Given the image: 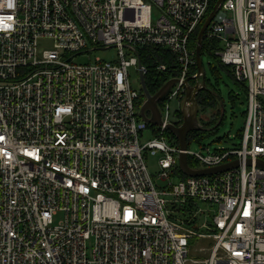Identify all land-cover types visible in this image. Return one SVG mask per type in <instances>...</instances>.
<instances>
[{
  "label": "built area",
  "instance_id": "1",
  "mask_svg": "<svg viewBox=\"0 0 264 264\" xmlns=\"http://www.w3.org/2000/svg\"><path fill=\"white\" fill-rule=\"evenodd\" d=\"M211 1L0 0V264H264V0H223L203 32L246 85L239 144L191 151L186 136L181 150L165 136L182 121H169L170 100L181 108L200 83L190 42ZM41 39L52 47L38 52ZM110 47L116 60L72 61ZM158 51L176 80L152 124L128 68L144 78L140 55ZM158 152V178L179 176L165 188L144 162ZM180 153L195 170L237 165L187 175Z\"/></svg>",
  "mask_w": 264,
  "mask_h": 264
},
{
  "label": "rangeland",
  "instance_id": "2",
  "mask_svg": "<svg viewBox=\"0 0 264 264\" xmlns=\"http://www.w3.org/2000/svg\"><path fill=\"white\" fill-rule=\"evenodd\" d=\"M52 42L48 39H41L38 45V52L45 49H50ZM95 58H99L105 61H111L117 59V50L114 47H110L103 50H93L85 52L73 57L72 61L75 63H86L94 61ZM202 65L206 79L209 81L208 87L219 92L220 100L223 105V120L217 129L213 132L207 131V133L201 137L192 139L188 144V150L200 151L201 144L207 145L211 150L219 148H228L234 144H239L240 135L242 132L245 112L247 109V95L243 87L239 82H236L234 77H231L225 68L217 65L216 61L206 54L202 55ZM216 68V70L214 69ZM214 69V70H213ZM129 79L131 86L135 89L140 88L139 73L134 66L128 68ZM169 121L172 123H178L179 118L177 116L180 111V104L177 98H173L169 102ZM199 109V108H198ZM212 117V112L209 110L200 111L198 110L197 118L199 122L205 123ZM201 124V123H200ZM202 125V124H201ZM205 128H210L202 125ZM154 134L151 132V128H147L139 135V143L144 144L151 140ZM199 139V140H198ZM200 142V143H199ZM161 154H146L144 156V162L148 173L156 188L168 186L174 184L179 180V176L175 173L169 172L167 179L158 178L162 172L158 159ZM181 231H185L182 229ZM199 233L204 232L202 229L198 230ZM199 245L203 246L206 244L205 240L199 239ZM209 246V245H208Z\"/></svg>",
  "mask_w": 264,
  "mask_h": 264
},
{
  "label": "water",
  "instance_id": "3",
  "mask_svg": "<svg viewBox=\"0 0 264 264\" xmlns=\"http://www.w3.org/2000/svg\"><path fill=\"white\" fill-rule=\"evenodd\" d=\"M223 0H216L214 5L212 6L211 11L203 21L202 25L200 26L197 35H196V44H195V66H196V73L189 78L198 79L200 78V83L197 82L194 85H185V95L182 101V105L180 108L182 121L180 125H174L169 123L167 125L168 130L175 136L178 146L181 150H185L186 148V136L191 131H209L212 130L215 126H218L222 116H223V105L221 104V111L218 120L216 121L214 126L210 128L203 127L198 118V103L196 100L197 93L205 87L204 82V69L202 65V58H201V46L203 42V32L206 29L209 22L213 19L215 13L217 12L219 6L221 5ZM140 66V64H138ZM141 90L144 95V101L140 106V116L141 118L152 124H160V112L157 106L158 101L163 99L168 90L170 89L171 85L175 82L176 79H168L154 94H150L146 88L143 75L140 74L139 76ZM148 113V115H147ZM250 164V161L247 162ZM257 166L264 168V161L257 160ZM237 165V162H231L227 164H223L214 168H207V169H191L186 161V155L184 153L179 154V168L180 170L187 174V175H204L215 173L218 171H224L230 169Z\"/></svg>",
  "mask_w": 264,
  "mask_h": 264
},
{
  "label": "trees",
  "instance_id": "4",
  "mask_svg": "<svg viewBox=\"0 0 264 264\" xmlns=\"http://www.w3.org/2000/svg\"><path fill=\"white\" fill-rule=\"evenodd\" d=\"M215 1L216 0L211 1L209 8H208V11L205 15V18L207 17L210 10L212 9V6L214 5ZM205 18H204V20H205ZM197 32H198V30L196 31V34L194 35L193 39L190 42V47L194 48V49H195V44H196ZM217 48H219L217 41H214L211 43L204 41L202 46H201V57L203 54H206L209 57L213 58L216 61L217 65L225 68L227 73L231 77H233L231 69L222 65L220 63L219 57L217 55H215V50H217ZM158 53H159V59H157V61H155L154 57L151 56L149 54V52H146L144 55H140L141 64L145 65L148 68L147 73L144 75V82H145L146 88L150 94H154L170 77L176 76V72L173 69L174 68L173 65L175 63L173 58H171L169 56V54L167 55V52L158 51ZM157 62H164V63L170 65V71L169 70L166 72L156 71L155 65ZM214 69L216 70V68H214ZM194 72H196L195 65H193L191 67L190 74H193ZM190 81H191V83L195 82L194 79H191ZM204 82H205V87L197 93L196 100H197L198 107H199L200 111L209 110L210 112H212V117L210 118L209 121H207L205 123L200 122L202 125L210 127V126H214L216 121L219 118L222 102L220 104L221 100H220L219 92L208 87L209 81H208V79H206L205 75H204ZM236 82H238V81H236ZM239 83L243 87L244 91L246 92V85L243 82H239ZM143 98L144 97L141 96V101L143 100ZM161 102H162V100L158 101L159 106H160ZM147 115H148V113H147ZM177 116L180 120L182 119L180 111L178 112ZM222 120H223V117H222L219 125L221 124ZM150 126L153 127L152 124ZM217 127L218 126H215L212 130H209V131L213 132L217 129ZM206 133H207V131H191L187 134V139L190 140V139H194V138H199V137H201V134L204 136ZM165 136L169 139L174 140V141L176 140L175 136L170 131H166ZM187 162H188V164H191V165L193 164V162L190 159H187Z\"/></svg>",
  "mask_w": 264,
  "mask_h": 264
},
{
  "label": "flooded vegetation",
  "instance_id": "5",
  "mask_svg": "<svg viewBox=\"0 0 264 264\" xmlns=\"http://www.w3.org/2000/svg\"><path fill=\"white\" fill-rule=\"evenodd\" d=\"M199 108V107H198ZM199 110V109H198Z\"/></svg>",
  "mask_w": 264,
  "mask_h": 264
}]
</instances>
